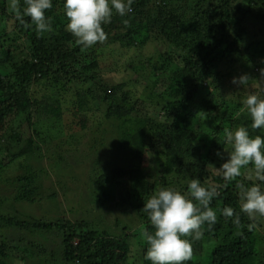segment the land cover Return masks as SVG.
<instances>
[{"label":"trees","instance_id":"obj_1","mask_svg":"<svg viewBox=\"0 0 264 264\" xmlns=\"http://www.w3.org/2000/svg\"><path fill=\"white\" fill-rule=\"evenodd\" d=\"M6 2L9 6L10 0ZM6 2L0 0V150L1 141L5 138L14 144L12 152L7 151L13 159H30L36 157L34 140L28 139L24 144L18 133L13 130L12 135H8L7 130L11 122L14 118H24L28 124L33 122L45 127L47 134L61 132L58 125L61 124L65 113L62 108L65 102L63 93H67L62 76L78 73L87 82L96 83L94 72L98 66L99 53L95 51L94 46L82 52L75 44L74 37L65 30L67 19L63 14V0H52L53 7L45 12V16L51 19L53 30L42 36H37L34 30L21 25L16 17L12 16L15 14L8 15ZM21 4L23 5V0ZM132 8L133 12L125 17L114 14L111 23L104 25L105 32L112 34L129 48L138 44L144 46L151 41H157L163 49L174 47L178 51L177 62L181 69L173 72L171 79L177 77L183 83H190L194 90L204 85L215 63L227 59L234 52L237 40H241L235 32L237 26L246 25V21L254 16L260 18L264 25V0H135ZM9 17L13 21L9 26L13 28L14 25L23 36L26 52L17 47L19 38L9 36L13 32L6 29ZM124 20H128L127 25ZM261 35L264 38V28L255 38L257 49L254 56L264 62V40H261ZM101 45L104 46V43ZM216 53L217 56H213ZM159 54L160 58L154 65V70L158 72L169 65L171 60L170 54ZM34 86L44 89L38 99L33 98L30 93ZM166 89L171 92L170 96L177 92L172 83H169ZM205 89L209 96L206 108L212 110V116L218 120L213 136L195 135L191 128L183 126L188 116L184 113L187 106L183 102L168 104L166 107L167 114L172 115L177 123L172 127L165 150L166 172H171L176 164L186 163L191 156L190 159H194V155H197L196 160L207 165L199 167L198 162L191 165L193 174L201 181L211 179L219 186L218 196L210 205L219 212L218 234L208 235L209 229L204 225L200 244L203 239L208 240L207 250L199 255L193 253L191 260L185 264H262L254 258L255 229L249 231V223L245 220L237 227L232 222H227L220 213V209L238 201L236 183L249 182L244 177L226 182L220 174L214 175L211 170L204 171L209 165L218 167V163L214 165L215 161L211 157L226 148L220 136V128L235 129L237 126H248L251 121L246 112L240 111L239 106H228L225 101L216 102L211 87L205 86ZM103 100L108 102L109 96L106 95ZM133 110L131 104L128 108L124 105H111L107 116L129 118ZM72 116L74 118L76 114ZM141 127L125 132L123 138L127 140L120 144V148L126 151L128 157H133L130 161L132 165L114 167L109 174L99 175L96 179L101 193L97 198L96 209H106L107 205L112 204L111 209L126 218L139 220L138 226L127 227L126 223H123L124 216H116L113 228H107L93 220L71 222L64 218L34 224L11 219L8 224L34 233L54 231L58 240L56 246L58 244L65 264H128L132 250L131 240L142 249V264H149L144 259L146 245L142 232L145 229L152 231V228L147 215L141 209L154 192V188L141 168L135 167L134 162L144 156L146 147H155V136L152 134L148 142L145 140L148 132L144 126ZM249 130L253 136L264 135L261 130ZM198 136L207 144L194 147L192 138ZM37 170L40 169L28 166L30 172L29 175L23 176L24 185L19 191V198H28L36 190L33 184L35 177H38L35 174ZM90 171L93 172L94 168H90ZM50 199L53 197L50 196ZM241 217L247 218L246 215ZM256 224L259 227L264 226V218H258Z\"/></svg>","mask_w":264,"mask_h":264},{"label":"rangeland","instance_id":"obj_2","mask_svg":"<svg viewBox=\"0 0 264 264\" xmlns=\"http://www.w3.org/2000/svg\"><path fill=\"white\" fill-rule=\"evenodd\" d=\"M6 13L14 14L8 4ZM10 23L13 24V21L9 17L6 29L9 32L13 30L9 34L10 38H19L17 47L26 52L23 36L14 25L11 28ZM246 23L242 27H236L235 32L241 40H237L234 52L227 59L212 66L210 76L197 90L177 77L171 79L173 72L181 69L177 62L178 51L174 47L163 49L160 43L151 41L144 46L138 44L129 48L124 42L121 43L106 32L104 46L101 45L103 43L94 46L95 51L99 53L98 66L94 72L96 83L87 82L78 73L62 76L67 93H63L65 102L62 108L65 113L61 124L58 125L61 132H49L48 135L45 127L33 122L28 124L24 118H14L7 134L12 135L11 130L16 131L24 144L28 139L34 140L36 157L13 159L7 151L12 152L14 144L5 138L1 141L0 264H65L58 244L56 246L58 240L54 231L34 233L31 230L19 229L8 224L11 219L34 224L64 218L71 222L93 220L107 228L115 226L116 216L124 215L111 209L112 204L107 205L106 209H96L97 198L101 194L96 179L99 175L109 174L114 167L132 165L130 161L133 157H128L126 151L120 148V144L127 140L123 138L124 133L130 129H141V126H144L148 132L145 139L148 142L152 134L155 136V147H146L144 156L134 162L135 167L141 168L149 183L153 185L154 191L160 187H170L187 194L188 181L198 179L192 172V166L198 162L197 155H194V159H190L191 156L186 163L176 164L171 172H166L165 150L172 127L177 124L175 118L167 114L166 107L168 104L183 102L187 106L184 113L188 115L183 126L191 128L195 135L210 137L213 136L218 120L212 116V110L206 108L209 96L205 86L211 87L214 101H225L228 106H239L241 112H246L242 109L240 101L247 94L264 95V62L254 56L257 49L255 38L263 31L264 25L260 18L255 16ZM260 38L264 40L263 35ZM5 44L9 45L8 42ZM159 53H162V56L170 54L171 60L169 65L158 72L154 70V65L160 58ZM213 56H217V53ZM244 74L251 80L243 89L231 83L234 77ZM169 83L177 89L171 96V92L166 89ZM30 93L33 98L38 99L44 89L34 86ZM106 95L109 96L108 102L103 100ZM129 104L134 108L129 118L107 116L111 105H124L128 108ZM73 114H76L74 118ZM225 129L220 128L222 140ZM192 140L194 147L206 143L199 136ZM227 150L226 147L223 151ZM224 155L226 157L227 154ZM211 159L215 161L214 165L218 163L217 168L224 162L217 155H213ZM198 163L199 167L207 165L204 162ZM28 166L40 170L35 172L38 177H35L33 187L36 190L24 199L18 195L24 185L23 176L29 175ZM90 168H94V171L91 172ZM214 168L208 166L204 171L211 170L214 175L219 174ZM220 177L222 178L221 175ZM200 182L205 187H215L219 192V186L211 179ZM50 196L53 199H50ZM229 207L239 212L238 201ZM216 212V224L211 227L205 224L209 229L208 235L218 234L219 212ZM224 219L232 222L231 219ZM240 219L250 223L248 218ZM123 223H126L127 227L135 228L140 221L125 217ZM254 229V258L264 264V226L259 227L256 224ZM203 230L202 227L201 231ZM200 240H192V253L197 255L207 250L208 240L203 239L202 244ZM209 241L211 242V237ZM130 244L132 250L128 264H142V249L133 240Z\"/></svg>","mask_w":264,"mask_h":264},{"label":"clouds","instance_id":"obj_3","mask_svg":"<svg viewBox=\"0 0 264 264\" xmlns=\"http://www.w3.org/2000/svg\"><path fill=\"white\" fill-rule=\"evenodd\" d=\"M134 2L63 0L67 19L65 30L74 37L81 51H86L106 41L104 25L111 23L114 14L125 17L132 13ZM9 7L19 23L34 30L37 36L52 32L51 19L45 16V12L53 7L52 0H23V5L21 0H10ZM124 24L127 25L128 20H124ZM250 80L244 74L234 77L231 83L243 89ZM240 103L251 123L224 130L223 142L228 150L216 153L224 162L219 168L209 166L226 182L237 181L242 176L249 182L235 185L239 212L226 206L220 209V213L237 227L241 224V214L246 215L250 221L247 227L251 231L258 218H264V135L253 136L249 130L264 132V95L247 94ZM217 196L215 187H205L199 179L188 181L187 194L170 187L155 190L141 209L152 228V231L145 229L142 232L146 245L144 259L149 264H185L191 260L192 240L202 238L201 229L205 224L211 227L217 222V212L210 207Z\"/></svg>","mask_w":264,"mask_h":264}]
</instances>
